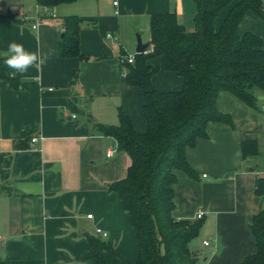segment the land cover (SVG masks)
<instances>
[{"label": "crops", "instance_id": "1", "mask_svg": "<svg viewBox=\"0 0 264 264\" xmlns=\"http://www.w3.org/2000/svg\"><path fill=\"white\" fill-rule=\"evenodd\" d=\"M241 1L220 13L217 28ZM196 12L193 0H77L53 8L37 0H0V53L16 41L46 56L27 73H14L18 87L0 78V264H95L84 257L88 236L102 238L98 229L127 260L139 258L131 215L109 191L126 178L132 161L95 126H117L122 110L138 132L147 131L142 93L126 83L120 59L137 54L138 36L151 48L153 15L175 13L193 32ZM71 16L83 21L85 59L59 54L63 19ZM238 33L264 45V20L248 12ZM153 83L159 92L181 91L184 81L161 70ZM256 95L254 109L221 93L218 110L235 127L212 123L208 138L188 150L197 180L176 172L174 217L197 220L204 213L191 243L199 264H242L257 250L250 225L264 209V194L257 193L258 181L264 182V94ZM26 129L34 130L31 139L40 136L36 145L25 139ZM248 141L257 142L259 154L243 159Z\"/></svg>", "mask_w": 264, "mask_h": 264}, {"label": "trees", "instance_id": "2", "mask_svg": "<svg viewBox=\"0 0 264 264\" xmlns=\"http://www.w3.org/2000/svg\"><path fill=\"white\" fill-rule=\"evenodd\" d=\"M42 8L71 4L77 0H37ZM197 7L195 30L189 32L175 13L151 18V52L136 54L132 64H121L125 81L143 96V115L147 131L140 133L122 110L117 126L96 125L97 131L117 140L119 150L132 161L126 178L109 185L124 209L131 215L139 258L131 262L100 237L88 236L85 260L95 264H199L191 248L203 227V220H178L174 187L176 172L193 180L198 174L191 167L187 152L201 139H207L208 126L223 123L235 127L233 119L218 110L221 93H230L251 108H257V92L264 94V45L253 35L240 36L239 26L252 11L264 20V0H242L217 28L220 13L233 0H193ZM13 22L20 21L8 15ZM65 32L59 41L62 58L85 59L81 53L83 21L63 19ZM126 56V55H124ZM163 65L154 67L153 61ZM161 70L183 78L181 91L159 92L153 77ZM0 57V78L18 87L19 79ZM34 130L26 129L30 140ZM243 159L259 154L256 141L242 144ZM258 195L264 194V182L258 181ZM257 250L242 264H264V209L250 225Z\"/></svg>", "mask_w": 264, "mask_h": 264}, {"label": "clouds", "instance_id": "3", "mask_svg": "<svg viewBox=\"0 0 264 264\" xmlns=\"http://www.w3.org/2000/svg\"><path fill=\"white\" fill-rule=\"evenodd\" d=\"M4 65L13 70L12 73H27L28 69L42 64L46 56L39 51H28L22 43L9 42L7 51L0 53Z\"/></svg>", "mask_w": 264, "mask_h": 264}, {"label": "built area", "instance_id": "4", "mask_svg": "<svg viewBox=\"0 0 264 264\" xmlns=\"http://www.w3.org/2000/svg\"><path fill=\"white\" fill-rule=\"evenodd\" d=\"M117 4H118V3H115V5H117ZM33 28L35 29V28H37V26H34ZM109 38H113V36H112V35H109ZM150 52H151V48H150V49H147L144 53H145V54H149ZM134 61H135V56H122L121 59H120V63H121V64H125V63L132 64V63H134ZM39 139H40V136H36V137L32 138V139H31V143H32V145H36V144L38 143V140H39ZM108 156L111 157V156H112V153H110ZM203 216H204V213L201 212V213L199 214V216H198V219H202ZM89 218L92 219L93 216L90 215ZM97 233H98L102 238H107V237H108V234H107L106 232H104L102 229H98V230H97ZM1 240H2V237H0V241H1ZM205 245H206V246H209V243L206 242Z\"/></svg>", "mask_w": 264, "mask_h": 264}, {"label": "water", "instance_id": "5", "mask_svg": "<svg viewBox=\"0 0 264 264\" xmlns=\"http://www.w3.org/2000/svg\"><path fill=\"white\" fill-rule=\"evenodd\" d=\"M149 47L150 44H143L141 37L138 36L137 54H143Z\"/></svg>", "mask_w": 264, "mask_h": 264}, {"label": "rangeland", "instance_id": "6", "mask_svg": "<svg viewBox=\"0 0 264 264\" xmlns=\"http://www.w3.org/2000/svg\"><path fill=\"white\" fill-rule=\"evenodd\" d=\"M195 27V26H194ZM129 56H135V55H129ZM160 73V72H159ZM159 73H157V74H159Z\"/></svg>", "mask_w": 264, "mask_h": 264}]
</instances>
